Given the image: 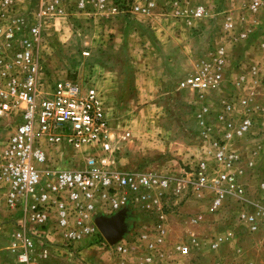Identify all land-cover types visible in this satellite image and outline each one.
<instances>
[{
    "label": "rangeland",
    "instance_id": "rangeland-1",
    "mask_svg": "<svg viewBox=\"0 0 264 264\" xmlns=\"http://www.w3.org/2000/svg\"><path fill=\"white\" fill-rule=\"evenodd\" d=\"M53 1L13 0L10 15L19 26L41 24L44 83L69 77L97 88L115 137V170L151 172L171 181L168 191L153 192L150 201L126 210L128 229L119 242L107 241L106 249L98 244L85 254L98 264H144L157 225L178 235L195 216L205 218L199 228L204 236L232 227L242 245L254 243L232 198L216 214L209 209L217 178L212 145L221 129L219 116L230 102L238 120L244 112L239 102L248 100L254 126L240 144L241 166L251 162L252 171L239 178L250 198L264 197L258 189L264 181V13H251L243 0H152L155 6L147 14L136 9L140 0H108L112 10H102L97 0H85L82 9L80 0H66L62 11L44 13L45 4ZM197 6L207 9L206 17L193 16ZM227 19L234 24L232 32L225 29ZM221 51L222 81L216 89L204 94L180 89L187 77L217 65ZM255 68L258 75L252 74ZM9 122L0 120L1 144L20 120ZM70 152L57 162L83 168L92 150ZM201 163L209 169L205 176ZM11 216L0 214L6 220ZM4 225L0 222V245L11 230ZM119 246L125 251L118 253Z\"/></svg>",
    "mask_w": 264,
    "mask_h": 264
},
{
    "label": "built area",
    "instance_id": "built-area-1",
    "mask_svg": "<svg viewBox=\"0 0 264 264\" xmlns=\"http://www.w3.org/2000/svg\"><path fill=\"white\" fill-rule=\"evenodd\" d=\"M243 1L251 13H264V0ZM65 2L45 4L44 13L62 11ZM97 2L102 10H112L108 0ZM154 6L152 0H140L136 9L147 14ZM12 7L13 0H0V120L8 119L9 124L20 120L0 143V214L15 215L9 220L0 218L13 226L9 251L18 264H98L85 254L98 244L102 249L108 246L96 225L97 218L112 217L148 202L151 193L168 191L171 181L151 172L115 170V137L102 94L93 85L69 77L44 83L41 24L19 26L17 20H10ZM85 7L86 1L80 0L79 8ZM192 12L202 19L207 9L197 6ZM225 29L233 31L231 19L226 20ZM223 56L221 51L217 65H207L184 79L180 89L198 94L216 89L222 81ZM259 73L255 68L252 74ZM239 104L244 112L238 120L232 114V102L219 116L221 129L212 145L217 178L209 212H219L230 197L242 209L239 222L249 233L258 234L264 230V197L250 198L239 178L252 168L251 162L245 169L241 166L240 144L251 134L254 122L248 100ZM70 149L77 153L92 150L83 168L63 167L57 162L56 158L70 157ZM199 167L200 175L205 176L209 171L206 163ZM258 189L264 194V181ZM202 218L193 219L192 224ZM157 226L145 249L144 264L163 259L167 232ZM234 237V232H229L213 238L210 249L217 251ZM174 250L187 255L191 246L180 243ZM116 251L125 250L119 246Z\"/></svg>",
    "mask_w": 264,
    "mask_h": 264
},
{
    "label": "crops",
    "instance_id": "crops-1",
    "mask_svg": "<svg viewBox=\"0 0 264 264\" xmlns=\"http://www.w3.org/2000/svg\"><path fill=\"white\" fill-rule=\"evenodd\" d=\"M235 212L239 216L242 209L237 206ZM195 218L192 217L186 222L185 226L183 225L185 231L180 234L172 235L173 233L167 232L163 259L156 260L151 264H264V230L249 236V239H252L254 243L248 240L246 246H244L240 243L241 236L238 237L232 227L231 229L225 227L226 230L220 231L223 229V226H221L217 231L213 229L211 235H202L199 228L204 223L205 218L203 217L198 223L192 224V220ZM2 223L7 225H4V228L10 227L11 230L5 233L8 237L7 242L0 245V264H18L9 251L10 232L13 231L12 224L5 221H2ZM229 232H234L235 237L228 238L217 251L210 249L213 238L227 235ZM185 242L191 246L190 253L183 255L174 250L175 246Z\"/></svg>",
    "mask_w": 264,
    "mask_h": 264
},
{
    "label": "water",
    "instance_id": "water-1",
    "mask_svg": "<svg viewBox=\"0 0 264 264\" xmlns=\"http://www.w3.org/2000/svg\"><path fill=\"white\" fill-rule=\"evenodd\" d=\"M126 217V211H122L109 218H97L96 225L110 245H115L126 234L128 229Z\"/></svg>",
    "mask_w": 264,
    "mask_h": 264
}]
</instances>
